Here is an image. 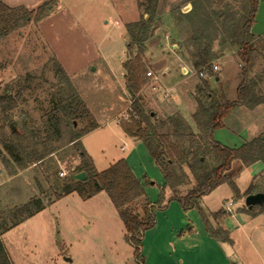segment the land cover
<instances>
[{
    "label": "rangeland",
    "instance_id": "374dc122",
    "mask_svg": "<svg viewBox=\"0 0 264 264\" xmlns=\"http://www.w3.org/2000/svg\"><path fill=\"white\" fill-rule=\"evenodd\" d=\"M9 1L33 11L40 7L45 16L38 22L33 21L35 14L31 19L23 18L0 38V95L6 91L16 97V106L8 117L0 111V217L5 220L3 225H9L7 220L11 218L12 211L35 196L48 197L53 206L4 233L1 237L3 244L16 264H113L119 259H114L106 245L101 243L104 240L101 231L108 226L116 234L119 227L116 224L112 226L110 218L105 221L95 218L101 213H109L110 216L112 207L108 206V212H105L104 206L87 209L78 205L80 197L77 192L63 195V186L68 175L81 167L83 160L78 149H82L101 169L121 158L126 161L129 156L127 162L145 182L152 204L158 199L163 178L161 171L142 142L134 145L121 132V123L125 121L123 115L131 107L122 68L129 40L125 25L140 18L138 0ZM258 2L261 5L258 21L264 24V0ZM244 8L245 2L241 0H223L221 3L217 0H157L158 16L154 18L150 31H155L150 41L158 43L157 51L147 52L145 46L141 53L145 70H150L152 76H147L145 72L146 82L139 96L144 111L155 113L158 124L171 115H178L189 130L197 133L192 118L197 109L193 93L203 78L198 76L197 69L193 68L195 73L184 80L181 75L158 78L160 83L173 85L176 89L180 87L182 102L179 105L183 109L177 110L170 104V96H163V89L153 78L165 65L169 67V72L175 71L173 53L168 45L163 44L174 39L182 41L190 62V54L195 53L197 47L207 44L218 66L215 70L217 78H207L210 90L223 93L229 101L236 98L240 66L236 47L230 41L233 30L237 31L235 23L243 18ZM136 53L138 51L134 47L131 55ZM257 61L255 74L264 69L260 66L261 60ZM59 66L64 73L58 70ZM72 98H79L91 113L92 120L98 124L96 129L81 136L74 144L70 142L71 138L88 120L72 124L71 119L63 115L61 106ZM186 102H191L192 109H184ZM239 107L232 108L224 116L223 125L217 128L213 137L229 148L240 146L253 130V137L264 133V105L255 109ZM116 120L120 128L115 124ZM8 126L20 135L21 140H29L26 151L18 149L15 154L25 157L35 142L41 152L51 149L53 153L38 164L25 158L22 164L15 162L2 141L8 140L15 145L19 143V138L10 134ZM168 130L172 128L158 126V133L166 144H169L166 139L169 142L178 141L180 147L188 149L198 143L197 139H191L188 131L183 135L170 136ZM121 146H124L123 150ZM205 158L209 166L215 164L210 152L206 151ZM260 163L257 161L246 166L234 163L231 181L237 192L231 182H224L203 194L198 201L199 207L205 212L218 213L220 217H230V222L234 224L231 216L223 212V203L231 201L233 213H245L244 210L248 209L244 204L245 192L249 186L253 185L255 192H264V171L254 176L261 168ZM178 168L176 166L180 173ZM60 171L64 172L63 176L59 175ZM166 192L168 196L169 192ZM56 194L67 196L56 202L53 201ZM101 197H105L104 194ZM171 201L168 213L184 212L182 207L176 212L179 202ZM260 207L264 208V204L254 205L253 210H260ZM153 211L157 216L160 209L155 206ZM59 229L66 242H74L71 248H63L57 232ZM92 233L93 236L98 234V237H89ZM92 242L99 245L93 246ZM122 243L124 253L120 260L133 249L123 236ZM253 244L255 241L248 245L249 252ZM246 247L244 244V251H247ZM65 256L72 261H64Z\"/></svg>",
    "mask_w": 264,
    "mask_h": 264
},
{
    "label": "trees",
    "instance_id": "16d2710c",
    "mask_svg": "<svg viewBox=\"0 0 264 264\" xmlns=\"http://www.w3.org/2000/svg\"><path fill=\"white\" fill-rule=\"evenodd\" d=\"M223 0H217L221 3ZM245 2L243 18L235 23L237 31L231 34L232 45L236 47V57L240 66V81L236 88V98L232 101L226 99L223 93H214L210 90L207 78L216 77L215 70L212 69L211 60L213 59L210 47L206 44L197 47L195 53L191 55V62L197 72L204 70L206 78H202L193 95L197 102V109L192 118L195 123L197 133L192 132L187 127L185 121L178 115L161 121L155 120V113L146 112L140 102L139 91L146 82L145 65L141 58L145 50V41L152 36L150 31L153 29L152 23L157 17V0H138V7L141 9L140 18L137 21L127 23L126 35L129 40L126 43V59L122 63L125 77V89L131 102V112L135 117L130 121L121 123V127L128 136L135 138L143 143L146 150L152 157L154 163L161 171L164 182L160 187V193L155 204L150 203L147 198L142 182L136 178L124 159H118L110 164L106 169L97 171L88 154L78 149L83 160L81 167L75 173L83 171L86 175L84 180L73 178L75 173L68 175L64 184V193L77 192L83 200L89 199L101 192L105 193L112 204L117 216L124 227V237L133 248V256L136 260L142 261L140 254L141 239L144 232L154 225L155 215L153 207L163 208L164 193L169 192L168 200H177L180 206L186 210L195 207L206 231L211 236L227 239V234L223 229H214L208 222L204 211L199 207L200 197L213 190L224 182H231L233 189L237 188L231 181L229 171L234 163L249 165L260 161L264 164V133H260L250 140L242 143L238 147L229 148L213 139V132L220 128L224 116L234 107L244 106L254 108L264 105V69L258 74L254 73L258 59L261 60V67H264V36L255 37L251 34L250 28L254 22V16L258 6V0H241ZM37 8L27 10L23 6L8 7L0 1V38L12 30L21 19H31L34 22L40 21L45 15ZM233 27L232 29H234ZM239 29V31H238ZM136 47L138 53L131 55V50ZM59 71L64 73L59 66ZM18 96V95H17ZM16 106V97L4 91L0 95V111L9 116ZM63 115L71 119L72 124L88 120L77 135L71 138L72 144L84 134L96 129L98 124L92 120L91 113L86 105L79 98H72L65 105L61 106ZM164 125L171 135H183L188 131L192 140L197 139L195 147L186 149L180 147L179 142H169L166 144L162 135L158 133V126ZM9 127V126H8ZM10 134L19 138L17 145L2 140L4 148L10 157L17 163L22 164L24 158L34 164L43 161L44 157L53 153L48 149L41 152L37 148L38 143L31 144V149L25 157L15 154L18 149L22 152L27 149L29 140H21L20 135L11 127ZM187 133V132H186ZM168 137V135H166ZM166 137V138H167ZM25 139V138H24ZM23 141V142H22ZM27 145V146H26ZM192 146V144H191ZM46 149V148H45ZM210 152L215 158V164L209 166L205 154ZM178 166L180 173L177 171ZM254 192L253 185L246 190L245 195ZM63 195L56 194L53 201L60 199ZM51 204L48 197L35 196L21 207L13 210L9 225H3L0 221V235L15 226L19 222L41 211L46 205ZM261 208V207H260ZM253 209V206L249 211ZM260 210H264L261 208ZM218 213H213L215 217ZM0 264H12L0 239Z\"/></svg>",
    "mask_w": 264,
    "mask_h": 264
},
{
    "label": "crops",
    "instance_id": "0c3cea01",
    "mask_svg": "<svg viewBox=\"0 0 264 264\" xmlns=\"http://www.w3.org/2000/svg\"><path fill=\"white\" fill-rule=\"evenodd\" d=\"M0 1L8 7L23 6L25 8H28L24 5L14 4L9 0H0ZM260 6L261 5L258 2L257 10L254 16V22L250 28L251 34L255 37L264 36V24L258 21V17L261 11ZM28 10L31 9L28 8ZM154 34L155 31L152 34V36H150L144 43L147 52L151 51V53H155L157 51L155 49H157L158 43L154 44L153 42L150 41V39L153 37ZM163 44H166L170 47L169 50L171 53H173L172 59L175 60L173 64L175 66L173 67L175 68L174 72H176V70L178 72L176 73L172 71L169 72L168 71L169 67L165 65L161 67L160 71L158 72V76L154 75L155 80L158 81L156 82L158 83V86L161 89H163L162 91L163 92L162 94H164L163 96H167V95L170 96V101H171L170 104L177 110L178 108L183 109L179 105V103L182 102L181 98L179 97V92L181 91L180 87H177L176 89L173 85L160 83L159 79L160 78L163 79L164 77L170 78L181 75L182 76L181 79L184 80L186 78L191 77L195 73L193 69L194 67L190 65L191 62L189 58L186 57L187 53L186 51H184L185 49L183 47L184 45L182 44V41L174 39L169 43H163ZM149 47H151L150 50ZM214 62L215 59H212L211 63L215 64ZM170 87H173L172 91H169ZM165 90H167V92H165ZM183 105H184V109L185 108L192 109L191 102H186V104ZM115 124L117 125V127H119V125L116 122ZM216 131L217 129L214 130L213 137ZM121 132L123 136L129 138L134 145L137 144L138 142H141L135 138L128 136L123 131ZM254 132H255L254 130L252 132H249L247 138H244L243 141L246 142L250 140L253 137ZM136 147H138V145ZM86 153L91 158V156L87 151ZM128 159L129 156H127V160ZM91 160L94 168L97 171H102L113 163L110 162L105 168L101 169L94 163L93 158H91ZM127 164L130 170L132 171L133 175L143 182L140 175L135 171V169L131 167L130 163L127 162ZM260 164H261L260 165L261 168L258 170V172L255 173L254 176L264 171V164L262 163ZM163 182L164 179L162 178L161 186L163 185ZM143 189L150 203H152L148 196L147 193L148 188L145 186V183L143 184ZM252 193H255V191ZM102 194H104L105 197H101ZM166 194L167 193H164L165 196L163 203L164 207L159 208L160 212L158 211L159 215L157 214V216H155L153 227L146 230L142 236L141 248H140L142 261H138L134 258L133 249L131 252L130 251L126 252L125 258H122V260H120V256H122V253H124L123 252L124 247L122 243V236L124 237L125 234L124 227L122 222L119 221L120 220L118 219L119 217L115 216L114 213L115 210L105 193L101 192L86 200H83L78 197L79 198L78 200L80 202L78 203V205L85 206L87 207V209L88 207L104 206L106 207L105 212L106 211L108 212L109 210L108 206L112 207L110 216L109 213H101V215H99L98 217L95 216V218H98L100 221H105L108 220V218H110L112 221V226L116 224L119 227L118 232L117 233L115 232L116 234H113V230L108 229L109 228L108 226H107L108 228L106 227L105 230L101 231L104 238V240L101 241V243L106 245L107 250L111 252V255L114 259L116 260L119 259L113 264H264V210L252 209L251 211H249V209L252 208L251 207L248 208L247 210H244L245 213L235 214L233 213L232 209L231 212H226L224 208H222L224 213H228V215L231 216V218L234 220V224L230 222V217L224 218V216L220 217L219 215H216L214 217L213 211H208V212L204 211V213L207 216L209 224L214 229L220 228L226 232L228 238L223 239L221 237L211 236L208 233V231H206L204 224L198 213V210L195 207L188 208L186 210L183 209L184 212L181 214L168 213V210L171 205L170 203L173 201L168 200ZM66 196L61 197L60 199L56 200V202L64 200ZM225 203L226 202L223 203V207ZM51 206H53V203L46 205L45 208L42 209L41 211L19 222L18 224H16L15 226L11 227L8 230L18 228L19 226L27 222V220L40 214V212L50 209ZM177 206L175 207L176 212L181 209L179 203H177ZM88 211H93V210L89 209ZM10 219L7 221H10ZM55 219L57 220L58 218ZM51 228L55 229L54 226H51ZM8 230H6L0 235L2 244L3 241L1 237ZM60 230L61 229H59L57 232L61 238V241L63 242V248L66 249L68 247L71 248L74 242L68 240L66 242V240L62 237V233ZM92 236L93 233L92 235L90 234L89 237ZM95 236L98 237V234L97 235L95 234L93 237ZM251 241L252 242L255 241V244H253L254 246L251 247L252 249H250L249 252L248 247L250 246ZM256 242L258 248L256 246ZM92 243L93 246L99 245L98 242H92ZM76 244L74 245L76 246ZM244 244H246L247 246L246 247L247 251H244L243 250L244 248H242ZM3 246L12 264H16L15 260L11 257L10 253L8 252L4 244ZM67 259H70V261H67ZM64 261L71 262L72 259L69 258L68 256H65Z\"/></svg>",
    "mask_w": 264,
    "mask_h": 264
},
{
    "label": "water",
    "instance_id": "95a60500",
    "mask_svg": "<svg viewBox=\"0 0 264 264\" xmlns=\"http://www.w3.org/2000/svg\"><path fill=\"white\" fill-rule=\"evenodd\" d=\"M231 170L229 171V175H231ZM86 177L85 173L83 171H79L73 175V178L76 180H84ZM244 204L247 208H251L252 206L258 204L262 205L264 204V192H255L250 193L245 196ZM67 261H70V259H67Z\"/></svg>",
    "mask_w": 264,
    "mask_h": 264
},
{
    "label": "built area",
    "instance_id": "2783aa9c",
    "mask_svg": "<svg viewBox=\"0 0 264 264\" xmlns=\"http://www.w3.org/2000/svg\"><path fill=\"white\" fill-rule=\"evenodd\" d=\"M212 69L213 70H217V66L215 64H212ZM197 73H198V76L203 77V78H206V76H207L206 75V72L204 70H200ZM146 75L147 76H152V72L150 70H148V71H146ZM153 78H155L154 75H153ZM172 90H173V87H170L169 88V91H172ZM165 92H167V90H165ZM130 104H131V102H130ZM132 116L135 117V113L133 111L131 112V107H130V109L128 110V112H126V114L123 115V118H124L125 121H130ZM115 122L118 123L117 120ZM120 149L123 150L124 149V146H121ZM59 175L60 176H63L64 175V172L60 171L59 172ZM230 206H231V201H229L228 203H225L224 210L226 212H231V207Z\"/></svg>",
    "mask_w": 264,
    "mask_h": 264
}]
</instances>
